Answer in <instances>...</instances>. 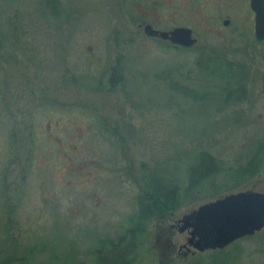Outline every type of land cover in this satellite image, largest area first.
Here are the masks:
<instances>
[{
  "label": "rangeland",
  "instance_id": "obj_1",
  "mask_svg": "<svg viewBox=\"0 0 264 264\" xmlns=\"http://www.w3.org/2000/svg\"><path fill=\"white\" fill-rule=\"evenodd\" d=\"M56 2L57 15L44 0H0V264H52L68 249L94 264L95 238L121 234L137 195L177 185L179 207L150 219L142 246L141 264H168L170 222L224 193L264 192V155L256 175L218 193L192 200L184 187L198 149L237 167L264 143V40L249 0ZM147 23L189 26L197 41L148 36ZM226 60L244 65L238 82L211 74ZM222 250L240 253L228 264H264V228Z\"/></svg>",
  "mask_w": 264,
  "mask_h": 264
},
{
  "label": "trees",
  "instance_id": "obj_2",
  "mask_svg": "<svg viewBox=\"0 0 264 264\" xmlns=\"http://www.w3.org/2000/svg\"><path fill=\"white\" fill-rule=\"evenodd\" d=\"M44 3L51 14L57 15L58 6L56 0H44ZM231 64L233 63L229 60L224 62L215 61L210 67L211 74H220L218 78L225 85L227 83L233 84L234 82H238L243 74L238 69L244 68V65L237 64L236 66L232 65L230 67ZM117 70V65H113L110 72L111 75L108 78L109 82L113 83L119 80L120 73ZM252 152V155L244 164L237 167H226L221 158L218 159L216 155L205 149H198L194 154L195 156L185 164L184 168L186 181L184 187L187 198L195 199L196 194L200 190L210 191L212 189L211 193H218L221 191V186L226 187L228 184L227 188H229V186L232 187V185L242 183L245 179L256 175L264 155L263 141L258 142ZM10 159L12 160L13 158ZM219 178L220 183H217L215 180ZM151 189L136 196V210L127 217L128 224L122 228L121 234L115 238L108 235L95 238V244L97 246L89 250L90 255L93 256L94 264H141L143 258L142 253L144 251V247L142 246L144 245L145 236L148 233L150 219L168 216L181 203V188L177 185L168 186L165 189L159 187H152ZM4 206L7 207L8 212L11 211V206H9L7 200H5ZM39 248L30 246L26 252L24 251V256L28 258L35 250L40 251L41 249L48 248L46 242L41 243ZM217 250L221 254L213 255L207 261L204 258H197L189 264H228L239 255L235 253L225 256L224 254H228L225 250ZM51 252L49 257L53 262L56 261L52 264H83L82 261H74L77 254L76 249H68L62 256L58 255L55 251Z\"/></svg>",
  "mask_w": 264,
  "mask_h": 264
},
{
  "label": "water",
  "instance_id": "obj_3",
  "mask_svg": "<svg viewBox=\"0 0 264 264\" xmlns=\"http://www.w3.org/2000/svg\"><path fill=\"white\" fill-rule=\"evenodd\" d=\"M253 17V33L264 40V0H249ZM225 18L222 24H227ZM148 36L162 38L180 46H191L197 41L189 26L159 29L150 23L143 25ZM179 230L187 229L189 246L203 252L205 249L224 248L238 238L253 235L264 228V192L243 189L221 194L183 213L178 218Z\"/></svg>",
  "mask_w": 264,
  "mask_h": 264
},
{
  "label": "flooded vegetation",
  "instance_id": "obj_4",
  "mask_svg": "<svg viewBox=\"0 0 264 264\" xmlns=\"http://www.w3.org/2000/svg\"><path fill=\"white\" fill-rule=\"evenodd\" d=\"M180 224L181 223L178 222V218H177V219H174L173 222H170L169 225H167V227L164 229L165 231L164 233H167L168 234L167 236L171 237V242L166 243V245L163 246V250H164L163 254L167 256L166 262L168 264L173 259V256H177V258H179L180 260L183 258L189 259L192 262V261H195L198 258V256L202 254L204 251L213 252V250L224 249V248L205 249V250H202L203 252L195 250L193 247L189 246V244L186 241V238L189 235V231L187 229L179 230L178 226ZM165 238H166V235H165Z\"/></svg>",
  "mask_w": 264,
  "mask_h": 264
}]
</instances>
